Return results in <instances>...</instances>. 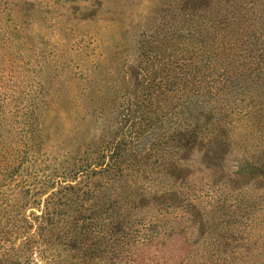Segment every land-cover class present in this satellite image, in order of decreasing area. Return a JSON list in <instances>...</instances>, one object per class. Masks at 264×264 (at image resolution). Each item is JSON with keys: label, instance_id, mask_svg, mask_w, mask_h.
Here are the masks:
<instances>
[{"label": "rangeland", "instance_id": "1", "mask_svg": "<svg viewBox=\"0 0 264 264\" xmlns=\"http://www.w3.org/2000/svg\"><path fill=\"white\" fill-rule=\"evenodd\" d=\"M0 264H264V0H0Z\"/></svg>", "mask_w": 264, "mask_h": 264}]
</instances>
